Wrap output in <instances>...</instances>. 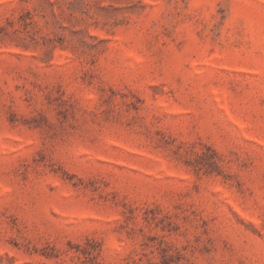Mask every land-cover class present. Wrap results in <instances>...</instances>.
Instances as JSON below:
<instances>
[{"label":"rangeland","instance_id":"rangeland-1","mask_svg":"<svg viewBox=\"0 0 264 264\" xmlns=\"http://www.w3.org/2000/svg\"><path fill=\"white\" fill-rule=\"evenodd\" d=\"M0 264H264V0H0Z\"/></svg>","mask_w":264,"mask_h":264}]
</instances>
